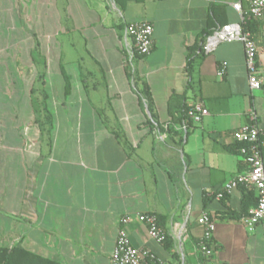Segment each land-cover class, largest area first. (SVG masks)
Listing matches in <instances>:
<instances>
[{"label": "crops", "instance_id": "crops-1", "mask_svg": "<svg viewBox=\"0 0 264 264\" xmlns=\"http://www.w3.org/2000/svg\"><path fill=\"white\" fill-rule=\"evenodd\" d=\"M248 6L0 0V247L53 264H112L127 216L131 243L158 264H264V219L243 223V187L214 196L247 168L232 135L250 108L264 138V18H253L260 89H249L238 40L202 51L187 73L204 31L241 22ZM137 20L152 24L153 47L130 57L125 27ZM195 102L208 113L183 129L178 113ZM137 213H153L166 240H153ZM202 214L215 222L207 259Z\"/></svg>", "mask_w": 264, "mask_h": 264}, {"label": "built area", "instance_id": "built-area-1", "mask_svg": "<svg viewBox=\"0 0 264 264\" xmlns=\"http://www.w3.org/2000/svg\"><path fill=\"white\" fill-rule=\"evenodd\" d=\"M233 8L241 11L239 3H233ZM247 13L253 18H264V0H249ZM125 35L131 39L132 47L130 57L145 56L153 47V26L144 20L128 23L125 27ZM238 40L244 46V59L247 71L248 86L250 90L260 89L262 80L258 74L256 52L257 47L250 33L243 29V20L239 23H229L218 27L211 35L207 36L201 49L209 52L222 41ZM226 63L223 62L217 69V75L223 76ZM208 111L201 102H195L187 109L181 120V126L186 129L190 123H198ZM248 123L234 131L232 137L238 143V152L244 157L247 164L245 171L237 174L226 181L220 190L215 193L217 199L239 186L253 190L256 194L257 203L248 209L242 218L248 229L260 220L264 219V138L257 125V114L253 108L247 111ZM136 219L146 224L149 236L156 242L161 243L165 237L163 229L158 225L157 218L153 213H137ZM129 223L127 216L120 217L116 239L111 255L112 264H158L155 256L147 249L134 246L126 226ZM198 223L204 228L199 241V248L207 259L212 255V235L215 229L214 220L207 214L198 218Z\"/></svg>", "mask_w": 264, "mask_h": 264}, {"label": "trees", "instance_id": "trees-1", "mask_svg": "<svg viewBox=\"0 0 264 264\" xmlns=\"http://www.w3.org/2000/svg\"><path fill=\"white\" fill-rule=\"evenodd\" d=\"M254 28H255V23L253 21V17L247 13L243 18V29L248 31L252 37L253 33H254ZM204 32L206 33L205 37H207L209 35L210 31L207 29ZM200 49H201V47L194 46L190 50L189 61H188V66H187V73L189 76H191V74H192L193 65H194L196 59H198L202 56V50L200 51ZM144 96L148 101H150V94H149L148 87H145ZM178 97H179V95L173 94L169 98L168 106H169V109L171 111L174 107V102L176 101V99ZM183 97L184 96H182V98ZM189 107H190V105L182 106V108L180 109V111L178 113V116H179L178 119H182L185 116V113ZM43 108L45 110L44 106H43ZM45 116L50 118V115L48 113H46ZM243 189L245 190L246 193H245L243 200H242V206H243V209L248 210V208L250 206L256 205L257 198H256V196H255V198L253 197V193L251 190H247L245 187H243ZM248 198L250 199V202H248ZM165 240H166V236L164 237L162 242H164ZM26 256L30 257V263L31 264H53L51 261L42 259L38 256L33 255V254H30V253L26 252L25 250L20 249L18 247H13L10 250L0 247V264H22V261Z\"/></svg>", "mask_w": 264, "mask_h": 264}]
</instances>
